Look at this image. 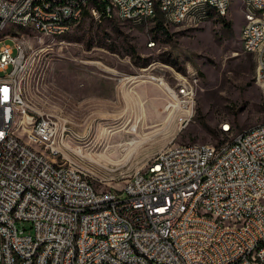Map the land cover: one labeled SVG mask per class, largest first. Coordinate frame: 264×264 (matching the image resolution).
I'll list each match as a JSON object with an SVG mask.
<instances>
[{
  "label": "built area",
  "instance_id": "2783aa9c",
  "mask_svg": "<svg viewBox=\"0 0 264 264\" xmlns=\"http://www.w3.org/2000/svg\"><path fill=\"white\" fill-rule=\"evenodd\" d=\"M194 1L182 0L173 10L177 25L207 21L203 11L200 19H186ZM209 1L220 11L226 4ZM162 2L170 1L120 0L112 6V0H43L35 6L0 0V72L11 66L0 76V98H10V105H0V264H264V252H257L264 245V124L238 133V140L211 144V150L197 142L160 149L121 187L98 191L68 156L73 149L67 121L54 128L45 114L20 103V79L27 71H19V63L26 60L5 43L2 29L58 37L86 15L155 20ZM254 4L264 2L250 0L244 13L254 41L240 39L242 51L256 62L257 51H264L257 38L264 33ZM26 11H33V19H25ZM255 70L264 78L263 62ZM183 76L174 83L152 76L168 96L166 113L178 133L195 115L196 96L189 88L198 82L189 75L194 86H186ZM228 128L235 127L226 123L219 134ZM52 129H59L57 143H50ZM44 153H53V160H44ZM229 222H241V230H230ZM22 223L30 224L31 234L17 227Z\"/></svg>",
  "mask_w": 264,
  "mask_h": 264
},
{
  "label": "rangeland",
  "instance_id": "374dc122",
  "mask_svg": "<svg viewBox=\"0 0 264 264\" xmlns=\"http://www.w3.org/2000/svg\"><path fill=\"white\" fill-rule=\"evenodd\" d=\"M243 18L242 3L233 0L224 18L214 14L198 26L86 15L58 37L19 28L4 34L19 35L27 47L23 97L61 127L67 121L68 156L101 191L121 187L168 144H220L264 124V95L255 83L258 52L255 62L242 51ZM5 43L13 46L11 39ZM181 75L193 86L189 75L198 82L195 115L178 133L150 77L174 83ZM223 122L234 125L232 136L219 134ZM17 227L31 234L30 224Z\"/></svg>",
  "mask_w": 264,
  "mask_h": 264
},
{
  "label": "bare ground",
  "instance_id": "6f19581e",
  "mask_svg": "<svg viewBox=\"0 0 264 264\" xmlns=\"http://www.w3.org/2000/svg\"><path fill=\"white\" fill-rule=\"evenodd\" d=\"M170 2H162L161 3V11L163 12L162 15L165 18V22L169 24H177V18L173 10H178L182 7V0H169ZM226 4L225 7L222 8V11L217 10V4L212 3L209 0H195L192 4V10H186V19H200V11L204 12V19L209 20L212 14H215L218 17L224 18L230 9L232 0H225ZM242 3V12L244 20L246 21V25L243 30V39L247 41H254V31L249 27L248 16L245 13L247 9H250V0H239ZM264 2V0H262ZM21 4H35V6H43V0H21ZM112 6H120V0H112ZM264 10V5L261 4H254L253 5V12L257 13V22L260 25V32L264 33V15L259 17L261 12ZM121 21H125V14H118L114 15ZM25 19H33V11H26L25 12ZM151 21L150 19H132L130 23L133 25H141L145 22ZM205 20H196V25L204 23ZM61 25H68V18H61ZM6 29L1 30V37L4 38V41L11 39L13 41V46H10L12 51H16L17 55H24L25 52V42L19 35L16 34H4ZM69 30H60L58 32V36L65 34ZM49 36H57L56 32H49ZM257 45L258 48H264V36H260L257 38ZM257 62H263L264 66V51H259L257 56ZM27 62L19 63V71H27L28 69ZM255 78H261V70H255ZM150 80L154 81L153 77H150ZM181 82V81H180ZM158 87L162 85L156 83ZM183 84L186 86H193L189 80L183 79ZM260 87L262 92L264 93V78H261V82L257 84ZM189 95H194L192 88H189ZM19 96H20V103H28L25 98L23 97L21 86L19 89ZM0 105L1 106H8L10 105V98H0ZM32 112H35L32 109ZM164 112L166 113V109L164 106ZM37 113V112H36ZM168 117L173 118L166 113ZM28 119V118H27ZM45 120H50V124L54 126V128H62L60 126L59 121L51 116L45 115ZM229 122H223L219 128H221L224 124ZM222 136L230 137L234 134V128H228L226 132L220 133ZM59 140V129H52V134L50 136V143H57ZM232 140H238V135L234 134ZM131 144H134L131 142ZM178 148V144H168L166 145L161 151H169L171 149ZM203 150H211V145L203 144ZM44 160H53V153H44ZM148 161H152V158ZM147 161V162H148ZM229 229L230 230H241V222H229ZM257 252H264V245H257ZM71 264H78V262H71Z\"/></svg>",
  "mask_w": 264,
  "mask_h": 264
},
{
  "label": "crops",
  "instance_id": "0c3cea01",
  "mask_svg": "<svg viewBox=\"0 0 264 264\" xmlns=\"http://www.w3.org/2000/svg\"><path fill=\"white\" fill-rule=\"evenodd\" d=\"M233 1V0H232ZM212 15H214V14H212ZM243 21H244V18H243ZM244 25V24H243ZM243 25H242V27H243ZM241 30H242V28H241ZM240 36H241V31H240ZM257 52H259V51H257ZM156 87H157V89H158V91H157V94H158V96H157V98H159V100L160 101H162V102H160V103H162V105H163V108H164V106L167 104V102H168V96L166 95V93H165V91H164V89H161L160 87H158L157 85H155Z\"/></svg>",
  "mask_w": 264,
  "mask_h": 264
},
{
  "label": "trees",
  "instance_id": "16d2710c",
  "mask_svg": "<svg viewBox=\"0 0 264 264\" xmlns=\"http://www.w3.org/2000/svg\"><path fill=\"white\" fill-rule=\"evenodd\" d=\"M162 17H163V19L165 20V18H164L163 15H158V16L155 18L156 24H157L158 26H161V24H162ZM152 21H153V20H152Z\"/></svg>",
  "mask_w": 264,
  "mask_h": 264
},
{
  "label": "snow or ice",
  "instance_id": "6c2138e0",
  "mask_svg": "<svg viewBox=\"0 0 264 264\" xmlns=\"http://www.w3.org/2000/svg\"><path fill=\"white\" fill-rule=\"evenodd\" d=\"M5 91H7V90H5Z\"/></svg>",
  "mask_w": 264,
  "mask_h": 264
}]
</instances>
